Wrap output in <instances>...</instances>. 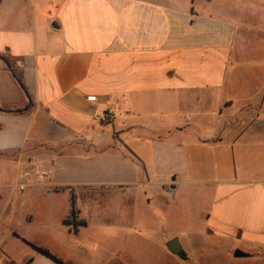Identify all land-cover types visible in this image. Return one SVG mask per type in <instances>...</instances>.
<instances>
[{
	"label": "crops",
	"instance_id": "crops-1",
	"mask_svg": "<svg viewBox=\"0 0 264 264\" xmlns=\"http://www.w3.org/2000/svg\"><path fill=\"white\" fill-rule=\"evenodd\" d=\"M36 248L264 264V0H0V264Z\"/></svg>",
	"mask_w": 264,
	"mask_h": 264
},
{
	"label": "rangeland",
	"instance_id": "rangeland-1",
	"mask_svg": "<svg viewBox=\"0 0 264 264\" xmlns=\"http://www.w3.org/2000/svg\"><path fill=\"white\" fill-rule=\"evenodd\" d=\"M241 94L242 93H237L238 98L242 97ZM223 125H225L224 122H223ZM187 208H189V209H186L184 211V213H182V216L185 219V221H188L189 222V225H192V226L196 227L198 225V223L200 222V219L196 217L197 214H198V212L195 209L196 206L195 205H192L190 207V205H188ZM186 214H187V217H186ZM183 225H184V223H183V219L181 217V211L178 209L177 211H174V218H173V222L171 224V227H170L169 232H173V233L175 232V233H177L176 235H172L173 237H170V238H172V239L173 238H179L181 244H184L183 243L184 242L183 241V235L184 234H181V232L183 230ZM168 226H170V223L169 222H168ZM7 253H8V255H11V256L12 255L13 256H19L20 255V251L17 248L11 246V245H9V247L7 249ZM172 257L174 259V262L181 261V259L178 258L177 256H172ZM156 258L157 259H160L161 258L162 259V264H169L170 263L169 260H166L163 257H160L158 255H156ZM2 261H3V259L0 257V263Z\"/></svg>",
	"mask_w": 264,
	"mask_h": 264
},
{
	"label": "water",
	"instance_id": "water-1",
	"mask_svg": "<svg viewBox=\"0 0 264 264\" xmlns=\"http://www.w3.org/2000/svg\"><path fill=\"white\" fill-rule=\"evenodd\" d=\"M166 248L168 249V251H170V253L179 257L180 259H183L185 257L184 251H183L181 244L179 243L177 238H173V239L169 240L166 243ZM235 254H236V256L240 255L239 252H237Z\"/></svg>",
	"mask_w": 264,
	"mask_h": 264
},
{
	"label": "trees",
	"instance_id": "trees-1",
	"mask_svg": "<svg viewBox=\"0 0 264 264\" xmlns=\"http://www.w3.org/2000/svg\"><path fill=\"white\" fill-rule=\"evenodd\" d=\"M12 76L14 77V79L16 80V82L18 83V85L20 86V88L24 89L23 88V85L20 81V79L18 78V76L12 71ZM71 219L74 218L75 216V209H74V206L72 207V211H71ZM64 224H70V223H73V221H70L69 219H65L63 221ZM39 252H42L43 254H45L46 256L54 259L55 261L59 262L60 264H63L62 262H60L59 260L55 259L54 257H52L46 250L44 249H40V248H36Z\"/></svg>",
	"mask_w": 264,
	"mask_h": 264
}]
</instances>
